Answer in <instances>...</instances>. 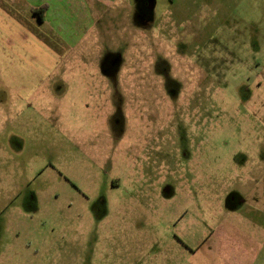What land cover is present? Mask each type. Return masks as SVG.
Instances as JSON below:
<instances>
[{
	"label": "rangeland",
	"instance_id": "rangeland-1",
	"mask_svg": "<svg viewBox=\"0 0 264 264\" xmlns=\"http://www.w3.org/2000/svg\"><path fill=\"white\" fill-rule=\"evenodd\" d=\"M71 2L0 39V264H264V0Z\"/></svg>",
	"mask_w": 264,
	"mask_h": 264
},
{
	"label": "crops",
	"instance_id": "crops-1",
	"mask_svg": "<svg viewBox=\"0 0 264 264\" xmlns=\"http://www.w3.org/2000/svg\"><path fill=\"white\" fill-rule=\"evenodd\" d=\"M19 4L25 6L21 10L22 13H30L33 20L39 19L38 24H43L47 21L51 23V16L54 15L53 21L56 19L57 21L63 22L65 25L66 22L64 20L66 16L72 17L68 6L75 5V3L71 2V0H0V39L4 42L8 39L9 35L12 34V31L9 29V22H11L14 18V15L19 9ZM43 6H48V9L43 12L42 19L41 16L37 18L34 10H39ZM78 13L79 14L76 15L75 18H71L69 21L67 18L69 27L65 30L66 34L64 35L68 41L70 40V37H72L71 39L73 40L75 38L78 39V35H80L86 28L85 20L80 18L81 12ZM56 28L59 29L60 26Z\"/></svg>",
	"mask_w": 264,
	"mask_h": 264
},
{
	"label": "flooded vegetation",
	"instance_id": "flooded-vegetation-1",
	"mask_svg": "<svg viewBox=\"0 0 264 264\" xmlns=\"http://www.w3.org/2000/svg\"><path fill=\"white\" fill-rule=\"evenodd\" d=\"M147 0H143V4L145 5L146 9H149L150 8V1H148L146 3ZM107 59H105V66L107 67L106 68V72L108 73H117V75H119V70H120V67L121 65H119L121 62H120V55H117V54H107L106 56Z\"/></svg>",
	"mask_w": 264,
	"mask_h": 264
},
{
	"label": "trees",
	"instance_id": "trees-1",
	"mask_svg": "<svg viewBox=\"0 0 264 264\" xmlns=\"http://www.w3.org/2000/svg\"><path fill=\"white\" fill-rule=\"evenodd\" d=\"M47 9H48V6H43L39 10H34V13L38 14L39 16H41V19H42L43 12L46 11Z\"/></svg>",
	"mask_w": 264,
	"mask_h": 264
}]
</instances>
